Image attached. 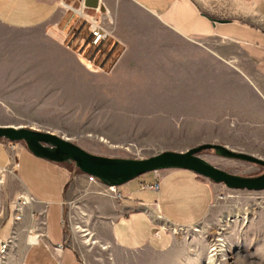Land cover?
<instances>
[{"label":"crops","instance_id":"obj_1","mask_svg":"<svg viewBox=\"0 0 264 264\" xmlns=\"http://www.w3.org/2000/svg\"><path fill=\"white\" fill-rule=\"evenodd\" d=\"M60 1L0 0V26H40ZM115 14L112 45L97 70L58 48L63 53L49 56L40 71L46 95L55 104L52 109L73 136L86 126L102 132L129 126L126 120H134L137 112L154 110L178 121L185 114L192 126L205 119L207 134L214 137L207 142H239L253 147L243 149L246 152L264 151V0H117ZM211 40L231 43L240 53L205 44ZM232 57L248 68L233 66L228 60ZM149 60L166 64L167 81L149 85L138 80L142 75L136 71ZM147 95L153 97L145 100ZM121 142L109 141L114 146ZM14 158L20 183L32 198L29 210L35 228L20 264H80L66 243L63 219L66 200L79 192L95 194L93 212L118 249L153 253L172 245L175 235L167 225L196 224L215 196L213 182L185 169L144 173L114 187L121 195L116 198L99 184H94L96 190H79L78 181L86 183L84 174L68 162L34 157L24 145L15 147ZM4 160L0 147V166ZM152 182H157L155 190L141 188Z\"/></svg>","mask_w":264,"mask_h":264},{"label":"rangeland","instance_id":"obj_2","mask_svg":"<svg viewBox=\"0 0 264 264\" xmlns=\"http://www.w3.org/2000/svg\"><path fill=\"white\" fill-rule=\"evenodd\" d=\"M96 2L85 0L84 12L90 15V7ZM80 3L81 0H62L54 15L35 28L16 30L0 26V125L49 131L90 153L121 155L111 157L144 158L164 150L184 151L197 144L214 143L207 142L214 137L207 134L205 119L192 126L185 114L178 121L154 110L137 112L134 120H126L132 123L129 126L106 127L103 128L105 132L100 127L86 126L80 134H71L74 133L71 128L63 125L61 115L52 109L55 104L46 95V79L41 77L40 71L49 56L63 53L58 48L77 56L82 64V57L91 58V67L97 70L104 53L112 45L116 24L117 0H101L114 18V29L107 46L94 51L89 45L85 16L78 12ZM205 44L215 49H227L234 55L240 53L231 43L211 40ZM228 60L233 66L241 64L248 68L241 59L232 57ZM147 63L143 64V70L136 71L138 76L142 75L139 81L146 84L167 81L165 76L170 72L165 70L164 62L149 60ZM174 65L172 62L170 68ZM149 85L146 86L155 89ZM152 97L147 95L144 99ZM114 138H119L121 144H110ZM18 145L24 144L0 140L5 153L4 163L0 166L4 169L0 172L3 173L0 175V244H5L3 251L0 247V264H20L25 246L35 233L29 210L31 199L15 170L14 149ZM223 146L264 157V151H244L253 147L243 143ZM198 156L230 174L255 176L263 171L256 164L218 156L210 149L201 151ZM133 180L135 178L130 181ZM78 183L79 190H96L94 184ZM213 184L215 196L205 216L196 224L182 226L176 231L172 245L163 252L118 249L101 219L93 212L91 199L95 194L82 195L80 192L66 200L63 217L66 243L74 249L80 264H264V189L248 191Z\"/></svg>","mask_w":264,"mask_h":264},{"label":"water","instance_id":"obj_3","mask_svg":"<svg viewBox=\"0 0 264 264\" xmlns=\"http://www.w3.org/2000/svg\"><path fill=\"white\" fill-rule=\"evenodd\" d=\"M0 139L23 142L34 156L50 162L72 163L82 174L92 175L106 187L120 186L144 173L163 169H185L228 189L259 191L264 189V159L214 143H201L184 151L164 150L144 158L111 157L90 153L62 137L24 126L0 125ZM215 155L256 164L263 171L255 176L230 174L198 156L203 150Z\"/></svg>","mask_w":264,"mask_h":264},{"label":"built area","instance_id":"obj_4","mask_svg":"<svg viewBox=\"0 0 264 264\" xmlns=\"http://www.w3.org/2000/svg\"><path fill=\"white\" fill-rule=\"evenodd\" d=\"M84 1L85 0H81V3L78 8V12L80 15L85 16L84 21H85V24L87 26V30L89 33V45L94 51H101L102 49H104V47L107 46V44L109 43L111 39V36H112L111 33L114 29V23H113L114 18L111 15H109L108 9L105 8V6L101 3V0H97L96 4L90 7L92 9V13L88 15L87 13L84 12ZM103 9L105 11L104 12L105 14L102 13ZM82 59H83L82 61H83L84 66L88 68L91 67L92 65L91 58L82 57ZM2 171H4L3 168L0 169V172ZM153 173L157 175V171H153ZM0 175L3 176V173ZM84 176H85L86 183L101 185L92 175L84 174ZM107 188L109 189V191H111L114 194L116 198L121 197L119 193L113 192L114 187H107ZM141 188L155 190L157 188V182L141 184ZM29 198L32 199L31 197ZM166 228H168L171 232L175 233L176 231H179L180 229H182V226L167 225ZM4 246H5L4 242L0 244L1 251H3V249L5 248Z\"/></svg>","mask_w":264,"mask_h":264},{"label":"bare ground","instance_id":"obj_5","mask_svg":"<svg viewBox=\"0 0 264 264\" xmlns=\"http://www.w3.org/2000/svg\"><path fill=\"white\" fill-rule=\"evenodd\" d=\"M33 239H34L33 237H30L29 242H31Z\"/></svg>","mask_w":264,"mask_h":264}]
</instances>
